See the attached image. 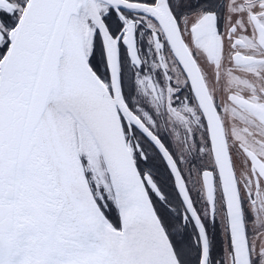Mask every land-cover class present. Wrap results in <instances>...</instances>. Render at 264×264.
Listing matches in <instances>:
<instances>
[{
	"label": "snow or ice",
	"instance_id": "snow-or-ice-1",
	"mask_svg": "<svg viewBox=\"0 0 264 264\" xmlns=\"http://www.w3.org/2000/svg\"><path fill=\"white\" fill-rule=\"evenodd\" d=\"M0 264H264V0H0Z\"/></svg>",
	"mask_w": 264,
	"mask_h": 264
}]
</instances>
